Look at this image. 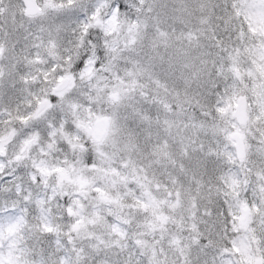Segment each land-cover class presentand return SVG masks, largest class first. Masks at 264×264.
Segmentation results:
<instances>
[{"label": "snow or ice", "instance_id": "6c2138e0", "mask_svg": "<svg viewBox=\"0 0 264 264\" xmlns=\"http://www.w3.org/2000/svg\"><path fill=\"white\" fill-rule=\"evenodd\" d=\"M0 264H264V0H0Z\"/></svg>", "mask_w": 264, "mask_h": 264}]
</instances>
